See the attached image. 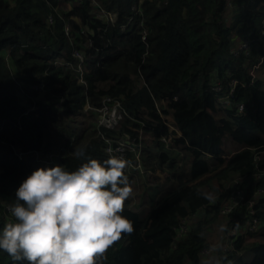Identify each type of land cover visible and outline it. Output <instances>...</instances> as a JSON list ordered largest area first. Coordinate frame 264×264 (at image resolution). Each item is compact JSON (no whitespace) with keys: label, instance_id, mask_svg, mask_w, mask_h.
I'll list each match as a JSON object with an SVG mask.
<instances>
[{"label":"trees","instance_id":"16d2710c","mask_svg":"<svg viewBox=\"0 0 264 264\" xmlns=\"http://www.w3.org/2000/svg\"><path fill=\"white\" fill-rule=\"evenodd\" d=\"M262 57L264 0H0V225L40 159L71 170L77 146L103 160L107 139L142 133L152 138L142 148L146 177L166 176L142 186L126 171L133 193L122 215L133 231L97 264H264V79L248 72ZM105 97L126 112L116 129L98 125ZM237 191L245 202L224 214ZM254 221L260 230L250 231ZM217 229L221 245L209 237ZM0 264H13L3 250Z\"/></svg>","mask_w":264,"mask_h":264},{"label":"clouds","instance_id":"9594fccd","mask_svg":"<svg viewBox=\"0 0 264 264\" xmlns=\"http://www.w3.org/2000/svg\"><path fill=\"white\" fill-rule=\"evenodd\" d=\"M73 155L81 161L74 169L39 166L16 187L11 219L0 225V250L13 264H97L122 232L133 231L122 215L133 193L125 171L131 161L91 157L87 145Z\"/></svg>","mask_w":264,"mask_h":264},{"label":"built area","instance_id":"2783aa9c","mask_svg":"<svg viewBox=\"0 0 264 264\" xmlns=\"http://www.w3.org/2000/svg\"><path fill=\"white\" fill-rule=\"evenodd\" d=\"M94 4H96V3L94 2ZM101 17L106 21H110V22L114 23V22H116L118 15L115 13H107L105 11H101ZM248 46H249L248 43H243V44H240L238 46V48L240 50L245 51L248 49ZM246 54H247V52H246ZM74 56L79 58L83 62V56L80 52H75ZM81 69L82 68L80 67V70ZM261 69H263L262 73L260 72ZM248 72L253 78L261 76L264 79V57H262L256 65L250 67L248 69ZM81 74L83 75V70H82ZM81 74H80V82H83V79H82L83 76ZM36 89L39 91L40 95L43 94L44 91H43L42 86H40L38 88L36 87ZM220 89H221L220 87L216 88L217 91H219ZM233 89H234V87H232L228 96L222 98L220 101V104L223 107H225L226 109L231 107L230 97H231V94L233 92ZM62 102H63V100L57 101L56 106H55V108L57 110H60V106H61ZM237 106L239 108V112H242L244 110L243 105H237ZM95 111H96V118L98 121V125L100 127H105L107 129H116L119 126L120 122L123 120L124 116L126 115V112L122 108L120 101H118V100L115 101L109 97H105L103 99L101 106L96 108ZM168 126H169V132L170 133H168L169 134L168 137H166L167 135L165 137H163L162 141L168 143V145H169L170 143H172V139L174 138V137H172L174 128L171 127L170 125H168ZM106 141L108 143L106 150H107L109 155L123 156L124 158L130 160L128 157V154L132 153L134 159L130 160L131 164L127 168H129L130 170H133V171L137 170V169L139 171L144 170V173H145V169H144L143 164H142L143 144L141 142H139L138 139L131 140L129 137H127V138L121 139L117 142H112L108 139ZM260 193H264V191H261ZM234 196H236V197H234ZM245 200H246V197L244 196V194L241 191L234 192L230 197V204H228L226 206L223 213L227 215L236 206H239L241 203L245 202ZM254 202H255V200H252L250 202V213L252 216L255 215V207H254L255 203ZM248 226L250 228V231H258V230H260V227H261L260 224L257 223V221H254L253 223L248 222ZM204 253L207 254V251H204Z\"/></svg>","mask_w":264,"mask_h":264},{"label":"rangeland","instance_id":"374dc122","mask_svg":"<svg viewBox=\"0 0 264 264\" xmlns=\"http://www.w3.org/2000/svg\"><path fill=\"white\" fill-rule=\"evenodd\" d=\"M68 7V9L71 7L70 5H68L67 6ZM22 102L23 103H26V101L24 100V99H22ZM168 125H170V123H168ZM174 136H176L175 134H172V137H174ZM138 141L139 142H141L143 145H144V142H146V144H152L151 142H152V138L150 137V136H147V135H145V134H140V137H139V139H138ZM231 148V145L229 144H227V146H226V151H229V149ZM232 150H235L234 148H231ZM19 156L20 157H22V153H19ZM224 157H226V156H224ZM183 158H185V159H187V155L186 154H184L183 155ZM188 158H189V155H188ZM53 159L54 158H52V156H50L48 159H40L39 161L41 162V161H43L42 163H41V166H45V165H47V166H49L50 165V163H52V161H53ZM190 159V158H189ZM227 159H228V157L225 159V161H227ZM208 161L210 162V164H214L215 162H217V160H215V159H210L209 157H208ZM182 165H184L183 167H185L186 169H188L189 168V160H188V162L186 163V164H183L182 163ZM185 168H184V170H185ZM125 171H127V172H130V169L129 168H126V170ZM134 172V176L136 177V178H138V179H140V183H141V185L143 186V184H144V182L145 181H147L148 180V182H150L151 184H154V183H156V180H153L152 178H156V177H165L166 176V173H164L162 170H161V173L163 174L162 176H157V175H159V172H157L156 174H155V176L156 177H146L147 175H149L150 173H148L147 175L145 174L146 173V170H145V173H144V170H142V171H139L138 169L137 170H134L133 171ZM153 180V181H152ZM234 197H236V196H234ZM135 203H133V204H139V199L138 198H135V201H134ZM219 229H217L216 231H218ZM220 232H221V234H222V231L220 230ZM210 240H211V237H212V243H215V244H217V245H221V244H223V242H222V240H223V237L222 236H218V235H212V234H210ZM214 256V255H213ZM206 259V261H209L210 262V260H212V256L211 257H208V258H205Z\"/></svg>","mask_w":264,"mask_h":264},{"label":"crops","instance_id":"0c3cea01","mask_svg":"<svg viewBox=\"0 0 264 264\" xmlns=\"http://www.w3.org/2000/svg\"><path fill=\"white\" fill-rule=\"evenodd\" d=\"M231 149V148H230ZM215 159V160H217L216 158H213L212 156H210V159ZM225 160V159H224ZM159 172V175H157V176H162L163 174L161 173V171L159 170L158 171ZM163 177V176H162ZM159 178V177H158ZM215 185H217V183L215 182ZM217 187H218V185H217ZM207 192L211 195V196H213L212 195V193L209 191V189H207ZM216 233H214V235H218V236H222V234H221V232H220V230H218V231H215ZM214 258L212 259V260H210V262L212 263V262H214Z\"/></svg>","mask_w":264,"mask_h":264}]
</instances>
